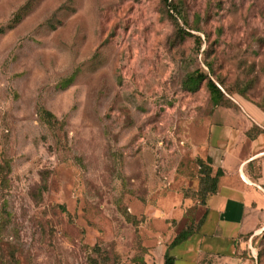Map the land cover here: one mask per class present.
<instances>
[{
  "label": "rangeland",
  "instance_id": "374dc122",
  "mask_svg": "<svg viewBox=\"0 0 264 264\" xmlns=\"http://www.w3.org/2000/svg\"><path fill=\"white\" fill-rule=\"evenodd\" d=\"M170 1L0 0V264H162L201 217L215 108L264 107V0Z\"/></svg>",
  "mask_w": 264,
  "mask_h": 264
},
{
  "label": "crops",
  "instance_id": "0c3cea01",
  "mask_svg": "<svg viewBox=\"0 0 264 264\" xmlns=\"http://www.w3.org/2000/svg\"><path fill=\"white\" fill-rule=\"evenodd\" d=\"M231 99L209 123L215 189L186 236L168 247L171 264H257L245 238L264 226V107Z\"/></svg>",
  "mask_w": 264,
  "mask_h": 264
},
{
  "label": "trees",
  "instance_id": "16d2710c",
  "mask_svg": "<svg viewBox=\"0 0 264 264\" xmlns=\"http://www.w3.org/2000/svg\"><path fill=\"white\" fill-rule=\"evenodd\" d=\"M164 2L172 8V10L175 11V8L172 4V2L169 0H164ZM169 15H171V17L173 19L174 16L169 12ZM181 29V27L177 26V32H179V30ZM205 80V84L206 87L209 91L210 94V99L212 101L213 104H217L219 103L221 97H222V93L219 90V88L216 86V84L214 83L213 80H211L210 78L206 77L205 73L194 69L191 72H189L182 80V86L183 88H185L186 90H194L198 87V85L200 84V82L202 80ZM43 116L46 119H50V117L52 116V114L50 112H48L47 110H42ZM206 159H207V164L205 166V168H203L200 171V176L198 178V182H197V188L196 191L199 193L200 197H201V203H204V198L210 194L211 192L214 191L215 189V184H216V180H217V176L220 173V169L216 168L214 171L212 170V167L210 165V157L209 155H206ZM188 233V231H185V229L178 231L177 233L174 234V236L171 238V240L168 242V244H173L176 243L177 241L181 240L183 237L186 236V234ZM261 235H264V226L262 228V233ZM172 263V256L164 253L163 254V261L162 264H171Z\"/></svg>",
  "mask_w": 264,
  "mask_h": 264
}]
</instances>
